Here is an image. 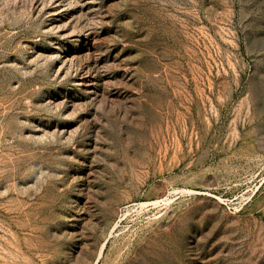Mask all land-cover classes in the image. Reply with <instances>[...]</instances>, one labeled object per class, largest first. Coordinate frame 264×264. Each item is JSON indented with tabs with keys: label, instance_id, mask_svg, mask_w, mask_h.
I'll use <instances>...</instances> for the list:
<instances>
[{
	"label": "rangeland",
	"instance_id": "374dc122",
	"mask_svg": "<svg viewBox=\"0 0 264 264\" xmlns=\"http://www.w3.org/2000/svg\"><path fill=\"white\" fill-rule=\"evenodd\" d=\"M0 264H264V0H0Z\"/></svg>",
	"mask_w": 264,
	"mask_h": 264
}]
</instances>
